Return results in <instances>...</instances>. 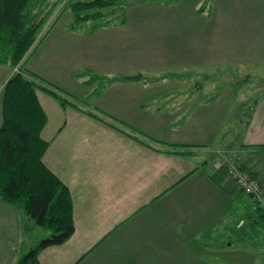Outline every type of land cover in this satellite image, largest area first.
I'll list each match as a JSON object with an SVG mask.
<instances>
[{"label":"crops","instance_id":"crops-1","mask_svg":"<svg viewBox=\"0 0 264 264\" xmlns=\"http://www.w3.org/2000/svg\"><path fill=\"white\" fill-rule=\"evenodd\" d=\"M205 12L199 46L203 82L197 88L208 91L220 87L222 93L213 102L205 103L218 109L215 110L217 120L227 116L223 120H230L229 123L235 125L239 123L237 127L241 131L238 138L222 136L223 145L214 147L208 134L201 130L197 135L183 132L182 138L170 130L169 137H159L155 133L159 127L149 125L155 123L163 127L176 115L171 113L173 118L168 116L171 121L158 117L163 113L158 105L160 101H155L157 105L153 106L155 114L136 112L134 122L123 117L117 109L102 106L95 108L100 111H95V115L72 106H62L63 109L47 93L37 90L47 116L42 100L61 113L54 117L51 126L53 116L48 117L41 132L42 138L49 142L43 160L69 187L75 221L71 238L39 253L42 264H72L89 245H93V252L82 264H182L187 259L197 261L195 253L211 246L208 243L201 245L200 238H209L205 232L209 228L221 234L217 222L223 220L219 228H225L233 200L240 205L238 193L244 194L225 174V164L218 166L216 161L231 156L227 161L242 162L245 169L264 181V0H211ZM192 42L186 57L190 65L194 63ZM4 65L7 64H0V86L5 85L11 75L9 69L3 70ZM237 68L241 74H246L245 79L236 78ZM28 69L42 76L32 65ZM214 71L220 76L232 75L230 80L233 81L218 84L224 80L217 75L212 77ZM138 72L128 71L130 75ZM232 87H239L247 94L242 103L235 104L237 109L226 115L230 111L224 108H228L234 98L230 93ZM0 101L1 124L3 100ZM239 115L248 119H240ZM180 118L178 115L174 120ZM132 122L134 125H130ZM207 144L213 149L199 148ZM250 199L248 207L253 211V219L260 214ZM0 207L10 221L18 206L0 197ZM253 221L256 223L255 219ZM238 223L239 220L236 226L240 229L243 224L239 226ZM17 234L22 238L23 231L17 228ZM107 234L103 246H94L101 236ZM80 238H84L83 244L79 242ZM217 247L210 249L217 251ZM96 251L101 253L97 258ZM22 255H16L17 264ZM114 255L116 259L112 257Z\"/></svg>","mask_w":264,"mask_h":264},{"label":"rangeland","instance_id":"rangeland-1","mask_svg":"<svg viewBox=\"0 0 264 264\" xmlns=\"http://www.w3.org/2000/svg\"><path fill=\"white\" fill-rule=\"evenodd\" d=\"M56 1L50 0L48 8ZM89 1L92 0L59 1L38 35L37 41L26 53L25 61L23 59L25 69L29 70L28 68L32 65L36 73L44 76H40L41 78L61 89L66 98L87 110L100 113L95 108L101 106L117 109L123 117L134 122L136 112H142L144 115L155 114L153 106L157 105L155 101H160L158 105L163 113L162 116L158 114L156 116L171 121L173 118L171 113H174L175 118L178 115H181V118L180 120L173 118L171 123H164L163 127L161 124H150L149 127L160 128L156 132L154 129L149 130L159 137H169L170 130L173 133H179L180 138L184 136L183 132L197 135L201 130L208 134L209 141L217 147L224 144L221 140L222 136L232 139L241 136V131L237 127L239 123L235 125L233 122L229 123L230 120L225 122L223 118L227 116H223L224 114L218 121L215 113L218 109L212 104L207 106L205 103V101L213 102L222 93L220 87L209 88L208 91H200L197 88V85L203 82L201 79L203 69L199 63L200 31L205 23L206 7L211 0H102L105 2L103 7L83 8L78 13L71 5V3ZM98 13H101V16L80 19L81 16H92ZM191 40L194 63L190 65L186 57ZM4 66L3 70L6 72L9 69L11 75L21 71L20 65ZM133 70H139L138 74H142L140 79H126L130 75L128 71ZM241 72L237 68L235 76L239 80L246 78V74ZM213 73L212 77L217 75L219 79L224 80V82H217L220 85L233 81L230 80L232 76L230 74H228L230 76H225L227 73L220 76L215 71ZM121 78L123 80H119ZM127 86L129 87L126 89ZM3 87L4 85L1 84L0 100H3ZM230 90L234 98L228 108H224L230 111L226 115L233 113L237 109L235 104L242 103L247 94V91L239 87H232ZM50 97L58 103L54 97ZM42 103L47 109L49 115L47 118L53 116L51 126L55 121L54 117L61 113L43 100ZM58 104L62 107L60 103ZM68 106L72 105H67V108ZM142 117L141 115L140 118ZM139 123L142 125L141 120ZM130 125H134L133 122ZM202 147H205V151L213 149L210 144L199 148ZM229 157L226 160L216 161L218 166L228 163ZM250 172L258 178L252 171ZM238 194L240 205L233 200L225 228H219L223 220L217 222V228L221 234L209 228L205 231L209 238H200L201 245L208 243L211 245L210 248L217 245L218 250L202 249L195 253L197 261L187 259L182 264L186 262L191 264H264V209L262 211L255 209L260 215L253 216L256 220L254 223L251 217L253 211L248 207L251 201L249 195ZM20 207H17L10 221L9 216L3 215L0 207V264H17L16 255L26 253L48 234L45 228L37 225ZM92 216L94 218V214ZM238 220L239 226L243 224L240 229L236 226ZM241 221H243L242 224H240ZM17 228L18 231H23L22 238H19ZM206 233L199 237H203ZM107 236L109 234L101 236L94 246L97 244L99 248L103 246ZM80 239L79 242L83 244L84 238ZM92 248L93 245H89L72 264H82L93 252ZM95 253V258L101 254L99 251ZM112 257L116 259L115 255Z\"/></svg>","mask_w":264,"mask_h":264},{"label":"trees","instance_id":"trees-1","mask_svg":"<svg viewBox=\"0 0 264 264\" xmlns=\"http://www.w3.org/2000/svg\"><path fill=\"white\" fill-rule=\"evenodd\" d=\"M59 1L48 8L50 0H0V64L21 67V71L8 78L3 88L0 196L7 203L21 206L37 225L48 231L20 257L18 264H42L39 253L43 249L64 244L75 232L71 191L43 160L49 146L41 135L47 115L37 90L54 97L62 106L72 105L89 115L96 114L66 98L61 89L23 66L26 53L37 41ZM103 2L92 0L71 5L78 13L83 8L103 7ZM99 16L101 13L81 16L80 19ZM123 125L137 132L127 124ZM134 137L148 144L144 139Z\"/></svg>","mask_w":264,"mask_h":264},{"label":"built area","instance_id":"built-area-1","mask_svg":"<svg viewBox=\"0 0 264 264\" xmlns=\"http://www.w3.org/2000/svg\"><path fill=\"white\" fill-rule=\"evenodd\" d=\"M225 174L230 175L237 187L253 199L254 209L259 211L264 209V184L260 178L254 177L238 160L225 164ZM242 223L243 221L240 222Z\"/></svg>","mask_w":264,"mask_h":264},{"label":"water","instance_id":"water-1","mask_svg":"<svg viewBox=\"0 0 264 264\" xmlns=\"http://www.w3.org/2000/svg\"><path fill=\"white\" fill-rule=\"evenodd\" d=\"M141 76H142V74H134V75H129L127 78L131 79V80H137V79H140ZM240 119H248V118H247V116L242 115V116H240Z\"/></svg>","mask_w":264,"mask_h":264}]
</instances>
